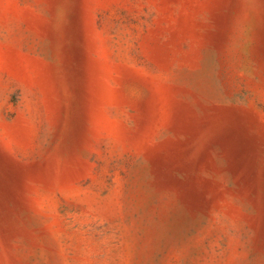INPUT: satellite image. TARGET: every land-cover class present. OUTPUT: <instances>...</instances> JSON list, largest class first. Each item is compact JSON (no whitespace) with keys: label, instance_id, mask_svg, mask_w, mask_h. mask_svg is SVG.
<instances>
[{"label":"rangeland","instance_id":"1","mask_svg":"<svg viewBox=\"0 0 264 264\" xmlns=\"http://www.w3.org/2000/svg\"><path fill=\"white\" fill-rule=\"evenodd\" d=\"M0 264H264V0H0Z\"/></svg>","mask_w":264,"mask_h":264}]
</instances>
